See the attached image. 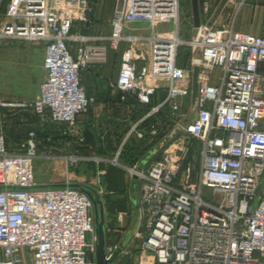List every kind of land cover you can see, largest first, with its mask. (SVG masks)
Returning a JSON list of instances; mask_svg holds the SVG:
<instances>
[{
  "label": "built area",
  "instance_id": "1",
  "mask_svg": "<svg viewBox=\"0 0 264 264\" xmlns=\"http://www.w3.org/2000/svg\"><path fill=\"white\" fill-rule=\"evenodd\" d=\"M91 1L8 0L0 14V44L42 45L45 72L33 100L0 98V264H21L22 250L30 264H95L86 189L69 180L36 189L32 161L51 157L45 143L52 138L31 131L20 150H9L1 112L19 107L41 125L73 128L77 116L95 104L86 95L81 71L104 63L108 50L119 56L109 98L120 104L130 98L145 110L124 132L112 161L64 158L104 161L137 182V264H264V36L215 25L210 3L203 0L200 14L206 20L184 42L179 0H118L107 45L88 43L101 39L70 31L73 21H86ZM136 24L139 31L126 32ZM168 24L173 28L159 30ZM182 45L190 48L184 67L177 65ZM195 65L198 91L191 112ZM170 134L144 165L117 162L124 145L154 142L148 154ZM104 175L105 170L96 171L99 190L92 189L100 198ZM116 247L105 245L107 259Z\"/></svg>",
  "mask_w": 264,
  "mask_h": 264
},
{
  "label": "rangeland",
  "instance_id": "2",
  "mask_svg": "<svg viewBox=\"0 0 264 264\" xmlns=\"http://www.w3.org/2000/svg\"><path fill=\"white\" fill-rule=\"evenodd\" d=\"M95 3L96 1H94L92 4L89 3V8L85 16L86 21L75 20L72 22L70 33L72 36L86 37L87 35H93L94 38H100L101 40L91 41L92 43L97 44V42H102V45H105L104 40L109 36L110 33V26L107 20L108 18H111L118 0H98V4H103L99 8L95 5ZM179 4L181 22L180 40L187 42L191 40L193 35L195 34V31L193 30L191 24L190 0H179ZM140 26L141 25L136 24L135 26H133V28H131L135 30H129L126 32L135 34V31H139ZM166 27H168V29L170 30L173 28V25L168 24V26H165L164 28H159V30H165ZM2 51L4 50H1L0 48V54ZM179 52L183 54L188 53L190 55V48L187 45H182L179 49ZM116 56L115 53L111 52L110 50H108L106 53L104 67L102 69L104 77H106V79H112L117 73L119 58L117 54ZM87 68L88 66L85 69ZM85 69L81 71L82 81L85 80L83 76L84 72H86ZM215 75H218L217 71L215 72ZM6 81L7 80L5 77L1 79V87L9 86L15 92H21V88H19L16 82H10L7 84ZM5 97H7V95L0 90V98ZM83 118L85 117L78 116L77 120ZM108 125L109 121L105 118L103 121V125H96L84 131L82 142L79 141L80 137H75L73 141H69V144L66 141L65 134L67 132L64 131L66 129L65 127L67 126L54 125V127L50 128L52 131L61 133L62 139L56 140V143L54 142L55 144H53V141L45 143V146L48 148L57 146V150H55L54 152H51L52 150L50 149L46 150L47 155L51 156L50 158L37 156L33 159V182L35 183L36 189L43 187L52 188L54 186L64 185L66 181L69 180L71 184H78L90 189L99 190L96 171L103 167V165H107L109 171L107 176L103 177L102 179L104 186H102L103 194L100 198L104 211V226H107H105V229H110L108 239L105 241L106 243L108 241L109 243L118 245L125 234L133 228L134 223L136 222L135 205L133 204V202L135 203V199L137 198V182L134 179H130L126 172L120 167L115 165H108V163L104 161H100L98 164H96V162L94 161L89 160H78L77 162L71 163L70 161H66L64 158L69 156H77L79 158L99 157L112 161L114 159L115 151L120 144V139L118 140L114 136L110 139L106 138L109 132V127H107ZM68 129L71 130L72 128ZM101 136H104V139H106L108 143L109 148L106 151H103V149H101ZM109 142L111 143L110 145ZM150 145L151 143L139 145V158H143V156L146 155L147 151L153 147ZM146 149L148 150L145 151ZM39 151L41 150L37 151V155L40 154ZM160 155L161 153L156 155V158H159ZM117 162L122 165L132 164L129 163V161H126V159L123 157V151L122 154L118 157ZM145 162L146 159H142L140 161V164L144 165ZM203 192L204 194H209L207 190H204ZM256 205L257 200L255 199L254 206ZM136 248L137 243L135 241V238L132 237L126 244L122 254L115 264H137L135 250ZM19 258L21 259V264H30V259L26 250H22L19 253Z\"/></svg>",
  "mask_w": 264,
  "mask_h": 264
},
{
  "label": "crops",
  "instance_id": "3",
  "mask_svg": "<svg viewBox=\"0 0 264 264\" xmlns=\"http://www.w3.org/2000/svg\"><path fill=\"white\" fill-rule=\"evenodd\" d=\"M94 1H96L95 5L98 8L103 5L102 3L98 4V0ZM94 1L90 2V4ZM207 1L210 3V16L215 25H228L232 26L235 31L264 36V0ZM205 20L206 18L201 16V23H204ZM109 21L110 19L108 18L107 22L109 23ZM86 37L94 38L93 35H87ZM101 43L102 42H97V44ZM105 45H107L106 42ZM68 47L70 52L74 53V44L71 43ZM0 48L1 50H4L0 54V90L7 95V97H5L6 100L9 103L33 100L38 95L39 85L45 78V72L42 68L44 53L42 45L34 44L28 46L25 43L18 41H3L0 44ZM103 67L104 63H91L88 65V68L85 69L86 72L83 74L85 80L82 81V85L87 92V96L95 98V104L86 115H79L84 116L85 118L80 120H77L76 118L75 128L73 127L74 129L72 128L69 130L65 127L66 129L64 131L67 132L65 135L68 144L69 141H73L75 137H80L79 141L82 142L84 131L96 125H103L105 118L109 121V125L107 126L109 127V132L106 138L110 139L114 136L121 141V138L130 123L136 120L145 110L133 99L129 98L126 104H120L117 100L108 97V84L115 77L110 80L106 79L102 70ZM4 77L7 80V84L10 82H16L19 88H21V92H15L9 86L1 87V79ZM160 94L161 92H159V97ZM1 113L3 133L8 149L11 151L20 150L25 144L27 133L31 131L36 134L38 132L44 133L45 136L51 137L53 144L56 143V140L62 139L61 133L52 131L50 128L54 127V125H65L52 123L41 125L30 110L19 107H7L3 108ZM110 144L111 143L109 142V145ZM100 145L103 151H106L109 148L104 136H101ZM136 146L139 145L136 144ZM41 148L42 147H39L40 150ZM45 149H50L52 150L51 152H54L57 150V146L49 148L45 146ZM142 159H146V155L137 160L141 161ZM100 169L105 170V177L108 166L103 165ZM105 230L110 232V229L108 228ZM106 244L112 243H106L105 241V245ZM116 246L118 245L116 244Z\"/></svg>",
  "mask_w": 264,
  "mask_h": 264
},
{
  "label": "water",
  "instance_id": "4",
  "mask_svg": "<svg viewBox=\"0 0 264 264\" xmlns=\"http://www.w3.org/2000/svg\"><path fill=\"white\" fill-rule=\"evenodd\" d=\"M191 6V21L193 29H198L201 25L200 12L198 0H190ZM199 52L196 50L195 56L198 57ZM197 73L198 66L195 65L191 78V112H194L197 101ZM173 134V133H172ZM172 134L165 137L164 140L154 149H152L146 156V160L153 154H155L165 142L171 139ZM145 164V163H144ZM84 193L88 196L92 203L93 218H94V236H95V264H115L120 255L122 254L127 242L133 236L137 222L134 223L133 228L127 232L122 241L118 244L112 255L107 259L105 254V226H104V211L100 197H98L93 191L85 190ZM135 205V203L133 202Z\"/></svg>",
  "mask_w": 264,
  "mask_h": 264
},
{
  "label": "trees",
  "instance_id": "5",
  "mask_svg": "<svg viewBox=\"0 0 264 264\" xmlns=\"http://www.w3.org/2000/svg\"><path fill=\"white\" fill-rule=\"evenodd\" d=\"M202 1L203 0H198V2H199V8H200V12H201V4H202ZM7 2H8V0H3V2H2V4H1V6H0V13H3L4 12V10H5V6H6V4H7ZM115 56H116V54H115ZM117 57V56H116ZM188 58H189V54L187 53V54H183V53H181V52H179L178 51V59H177V65L178 66H180V67H184L185 65H186V63H187V60H188ZM119 61V60H118ZM108 97H109V95H108ZM164 97V93L162 92L161 94H160V99H162ZM116 100V99H115ZM37 135L40 137V138H46L47 136H45L44 135V133H37ZM154 142H152L151 143V145L150 146H153L154 147ZM7 145V144H6ZM150 146H149V148H150ZM8 147V146H7ZM152 147V148H153ZM148 148V149H149ZM148 149H146L145 151H147ZM149 151V150H148ZM147 151V152H148ZM139 152H140V147L139 146H134L133 145V143L131 144H128V145H124V149H123V157L126 159V161H129V163H133L134 161H136L139 157H138V154H139ZM108 171L109 170H107V173H106V176H107V174H108ZM105 176V177H106ZM79 187H83V188H85L86 190L88 189L89 191H93L92 189H90V188H88V187H85V186H79ZM109 233L110 232H107V230H105V240H107L108 239V236H109ZM107 243H109L108 241H107Z\"/></svg>",
  "mask_w": 264,
  "mask_h": 264
}]
</instances>
